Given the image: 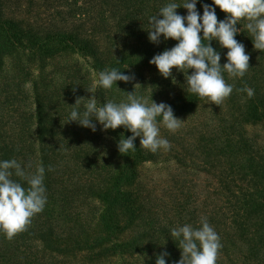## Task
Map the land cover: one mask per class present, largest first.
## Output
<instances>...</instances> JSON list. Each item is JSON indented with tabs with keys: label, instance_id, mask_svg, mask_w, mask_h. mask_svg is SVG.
Here are the masks:
<instances>
[{
	"label": "rangeland",
	"instance_id": "obj_1",
	"mask_svg": "<svg viewBox=\"0 0 264 264\" xmlns=\"http://www.w3.org/2000/svg\"><path fill=\"white\" fill-rule=\"evenodd\" d=\"M0 2L2 19L17 21L25 30L31 28L39 33H48L52 30L79 29L81 34L94 38L100 53L105 55L108 52L119 56L133 46L134 40L123 36L127 27L119 30L123 10L117 0ZM245 23L242 20L237 25L241 31L236 39L244 44L245 52L250 56V68L243 78H229L224 73L226 83L233 85L232 94L219 105L203 98L190 113L175 116L182 121L175 132L167 130L158 120L161 137L171 145L167 151L160 149L152 153L141 147L140 138L137 137L134 141L136 149L129 150L131 161L123 160L117 157L120 138L128 137L123 126L103 130L102 125L93 121L96 130L92 131L78 122H69L72 107L80 98L83 110V103L93 95L101 104L107 101L119 103L126 100L127 93H132L134 87L139 95L149 101L152 95L157 104H168L186 94L183 72L173 68L171 76L165 78L155 65L150 64V60L163 51L153 54L139 67L130 68L128 75L134 79L117 83L118 90L116 85L111 89L98 87V74L101 71L90 55L67 51L43 62L32 57L29 48H19L15 55L5 57L4 65L0 67V140L19 151L18 161L23 164L30 162L31 166L40 163L42 149H49L48 156L57 168L53 170V179L68 186L65 193L69 202L64 209L60 208L61 212L63 215L78 216L85 223L95 222L103 207L99 199L86 197L89 185H99L106 175L105 172L100 175L96 170L104 167L113 175L119 165L126 164L128 167L127 161L131 164L137 155H149L150 158L137 167V177L131 186L142 200L145 211L142 218L129 227L118 241H128L149 231L153 234L155 246L162 242H176L179 247V241L170 236V229L184 224L198 227L201 217H206V200L215 201L218 205L225 200V193L218 192V189L223 178L220 173L228 170L229 166L225 156L220 155L218 159L215 155L214 149L220 142L224 144V140L230 137L231 141L242 145L241 141L246 140L248 143L243 144V151L249 153H244V156L252 154L256 161L264 160V122L244 123L241 115L248 100L264 111V51L254 49L251 37L243 27ZM149 27V24L145 25L143 32ZM222 49L225 56L228 50ZM191 72L189 69L188 74ZM245 87L254 90L251 98L240 91ZM93 88L95 93H90L89 90ZM37 97L43 103L44 113L41 117L46 119L47 125L43 140L38 137L40 117L35 111ZM236 116L239 120L234 123ZM233 123L237 128H232ZM206 145L213 153L206 154ZM210 157L215 158V167L206 166V159ZM30 171H34L33 166ZM141 244L153 248L148 238H143ZM33 249L44 264H92L89 261L91 255L51 254L42 250L38 241H35ZM145 256L115 255L94 261L93 264H147ZM224 262L229 263L227 258Z\"/></svg>",
	"mask_w": 264,
	"mask_h": 264
},
{
	"label": "trees",
	"instance_id": "obj_2",
	"mask_svg": "<svg viewBox=\"0 0 264 264\" xmlns=\"http://www.w3.org/2000/svg\"><path fill=\"white\" fill-rule=\"evenodd\" d=\"M117 1L122 4L120 8L123 10L118 24L119 30L122 31L124 27H127V31H123V36L134 40L133 46L119 56L111 55L108 52L106 55L100 53L97 41L90 36L81 34L79 29L52 30L48 33L45 31L39 33L31 28L25 30L17 21L3 20L0 8V67L4 65L6 56L15 55L19 48L26 47L29 48L32 57L43 62L60 53L79 51L84 55L92 56L100 71L117 68L123 74L128 75L130 68L139 67L142 63H146L147 58L153 54L174 46L175 41L172 39L164 40L161 38L158 43L150 42L147 32L150 27L143 32V27L148 25V18L156 15L160 7L169 0ZM175 2L180 4L182 0H175ZM203 4L212 5V0H199L197 10L201 15ZM212 6L215 7V5ZM0 7H2L1 2ZM178 9V14L182 16L187 14L186 9ZM215 10L218 21L223 20L227 15L218 7ZM200 35L202 36V33ZM239 37L240 34L235 38ZM203 42L207 43V41ZM210 44L220 53V63L223 65V61L226 60L223 56V49L219 48L217 41H211ZM120 82L123 81H117V83ZM201 100L203 98L187 91L186 94L167 105L171 106L174 116H180L194 110ZM35 111L40 117L38 118V137L43 140L42 137L46 133L47 125L45 124L46 119L41 117L44 111L43 103L39 97L36 100ZM241 115L244 123L264 122V111H260L249 100L246 102ZM157 119L160 120V118ZM234 120L235 123L239 117H234ZM234 123L232 128H237ZM126 132L128 136L131 135L128 130ZM232 141L228 137L224 140V144L220 142L219 147L214 149L216 157L219 159L220 155L225 156L229 166L228 170L220 173L223 178H221L218 189L220 190L218 192L225 193V200L222 205H218L215 201L206 200V218L219 235L222 244L216 264H226L225 258L228 259V264H264V160L256 161L252 154L247 157L244 156V153H249L243 151V144L248 143V141L242 140V145ZM10 146V144L0 140V160L17 159L19 151ZM245 148L249 151L247 147ZM47 150H41L40 163L32 164L33 172L38 166L45 168L44 186L47 203L41 213L31 218V223L26 229L16 234L12 239H7L3 233H0V264H44L39 261V257L33 249L35 241L40 243L42 250L44 249L51 254L82 253L91 255L89 261L92 264L99 259H106L115 255L134 256L136 254L147 255V257L145 256L147 264H155L157 255L162 252L169 254L165 257L166 264H177L181 254L178 244L176 242H162L155 246V239L149 231L138 234L128 241H118L119 237L129 227L142 218L145 211L142 200L133 192L131 186L137 177V167L142 161L150 158L149 155L141 153L130 164L128 161L131 153L129 151L120 153L117 150V157H121L123 160L127 159L128 167L126 164L124 166L119 165L115 168L113 175L112 172L108 173L104 167L96 170L100 175L104 172L106 175L99 185H89L86 189L88 192L86 197L99 199L103 207L95 222L85 223V221L78 219V216L72 217L71 214H62L61 209H64L69 202L67 193H65L68 186L60 180L55 181L53 179V170H57V168L48 156L49 149ZM207 152L213 153L212 150L207 149L206 145V154ZM215 163L213 157L206 159V166L209 164L210 167H215ZM237 175L239 182L236 181ZM12 179L22 183L25 188L28 186L25 181L15 175ZM143 238H148L152 249L148 245L143 247L141 244ZM149 254H151L150 257Z\"/></svg>",
	"mask_w": 264,
	"mask_h": 264
},
{
	"label": "clouds",
	"instance_id": "obj_3",
	"mask_svg": "<svg viewBox=\"0 0 264 264\" xmlns=\"http://www.w3.org/2000/svg\"><path fill=\"white\" fill-rule=\"evenodd\" d=\"M199 0H182L178 4L169 0L159 12L148 18L149 41L158 43L172 39L175 46L155 55L150 64L157 67L159 73L168 78L175 68L185 74L187 91L200 98H208L212 104L219 105L233 92V85L226 83L224 73L229 78H243L248 71L250 56L245 52L244 44L235 37L240 33V22L251 37L255 50L264 51V0H212V5L203 4L202 15L197 10ZM216 7L227 15L219 20ZM178 8L186 9L187 14L177 13ZM202 33V36L200 35ZM203 41H207L204 43ZM217 41L225 54L226 63L221 65V55L210 44ZM189 69L192 70L189 75ZM134 77L125 75L117 68L105 69L98 74V87L111 89L117 87V81L130 82ZM138 85V84H136ZM135 85V86H136ZM120 90L119 87H117ZM249 98L254 90L241 89ZM95 93V88L89 90ZM77 99L69 114V122H78L80 126L96 130L98 122L103 130L123 126L131 135L118 142L120 153L135 150L134 141L140 138L144 149L156 153L169 150L170 142L161 137L159 123L175 132L182 122L174 116L171 106L159 103L139 95L135 90L127 93L126 100L119 103L107 101L103 104L93 95L83 103ZM31 163L23 164L17 159L0 160V233L12 239L31 223V218L44 210L47 203L44 186L45 168L38 166L31 172ZM15 175L28 185L13 180ZM170 236L179 241L181 252L177 264H216L219 250L222 248L220 237L209 224L206 217H201L199 226L184 224L170 229ZM169 254L162 252L156 257L155 264H166Z\"/></svg>",
	"mask_w": 264,
	"mask_h": 264
}]
</instances>
